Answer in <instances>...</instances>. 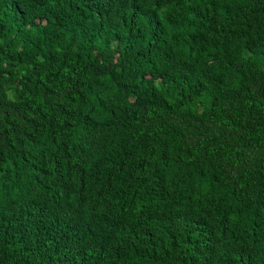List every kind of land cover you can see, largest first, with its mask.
<instances>
[{"label":"trees","instance_id":"trees-1","mask_svg":"<svg viewBox=\"0 0 264 264\" xmlns=\"http://www.w3.org/2000/svg\"><path fill=\"white\" fill-rule=\"evenodd\" d=\"M0 264H264V0H0Z\"/></svg>","mask_w":264,"mask_h":264}]
</instances>
